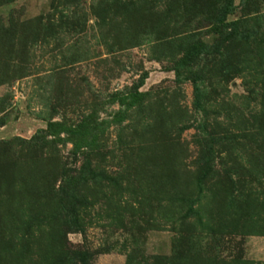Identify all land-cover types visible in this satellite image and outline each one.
Listing matches in <instances>:
<instances>
[{
  "label": "rangeland",
  "instance_id": "rangeland-1",
  "mask_svg": "<svg viewBox=\"0 0 264 264\" xmlns=\"http://www.w3.org/2000/svg\"><path fill=\"white\" fill-rule=\"evenodd\" d=\"M0 264H264V0H0Z\"/></svg>",
  "mask_w": 264,
  "mask_h": 264
}]
</instances>
